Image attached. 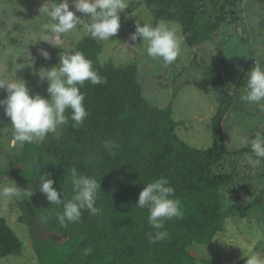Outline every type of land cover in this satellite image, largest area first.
Masks as SVG:
<instances>
[{
	"label": "trees",
	"instance_id": "obj_1",
	"mask_svg": "<svg viewBox=\"0 0 264 264\" xmlns=\"http://www.w3.org/2000/svg\"><path fill=\"white\" fill-rule=\"evenodd\" d=\"M138 2L155 19L178 22L184 42L191 46L209 41L228 16L244 24L236 0H208L215 6V16L203 22L196 20V5H204L206 0ZM73 48L72 53L81 51L107 81L99 85L85 81L80 88L89 112L80 130L72 129L69 120L68 125L60 126L59 136L49 133L38 144L25 143L20 154L8 155V167H0V175L11 177L25 190L19 196L16 220L28 227L38 264H197L189 249L193 244L212 245L227 218L249 216L253 208L264 210V194L257 191L264 189L255 185L264 182V159L256 168L260 171L256 178L251 177L249 161L248 166L240 167L230 160L257 159L250 145L236 151L229 147L224 126L231 110L230 95H218L210 117L212 144L195 148L175 133L179 122L172 119L170 105L148 103L135 63H101L102 44L90 35ZM193 84L208 92V78ZM105 140L119 146L113 155L103 147ZM229 160L232 169L226 168ZM72 167L100 181L95 204L100 212L91 215L83 210L79 222L61 227L55 212L62 209L49 204L37 183L40 175L50 173L53 187L70 199L73 193L66 178ZM161 176L173 187V198L181 202L183 215L165 222L162 231L168 232L167 240L149 243L148 233L153 229L148 211L135 206L144 185ZM39 230L45 234L38 235ZM51 234L55 237H48ZM21 247L22 240L0 216V257L19 254Z\"/></svg>",
	"mask_w": 264,
	"mask_h": 264
},
{
	"label": "rangeland",
	"instance_id": "obj_2",
	"mask_svg": "<svg viewBox=\"0 0 264 264\" xmlns=\"http://www.w3.org/2000/svg\"><path fill=\"white\" fill-rule=\"evenodd\" d=\"M138 1L127 0L128 9L120 13L117 34L110 37L109 41H100L102 49L98 56L99 61L103 63L111 60L118 66L135 63L139 69L137 78L142 84L144 97L153 106H171V117L179 122L175 133L189 146L206 148L212 144L210 117L217 106L219 94L232 97L231 110L224 126L232 151L242 148L237 147V137L246 136L251 140L257 134L264 135V101L256 104L243 99L247 72L255 66V62L264 68V1L236 0L244 24L234 20L233 15L228 16V21L212 34L209 41L194 46L183 42L177 59L168 66L162 60L147 56L142 37H138L136 41L130 40L137 21L141 20V26L144 21H161L155 19L146 6ZM54 2L55 0H49V3ZM41 3L42 0H0V76H6L9 80L15 77L23 80L30 94H39L50 99L48 83L41 80L38 73L41 69L59 66V56L72 53L75 43L87 35L84 24L88 22V17L84 13L76 12L82 19L77 30L63 34V41L53 46L43 41L45 36L51 34L42 28L47 22L46 18L38 16ZM214 7L208 0L204 5L197 3L196 20L203 22L214 18ZM70 10L75 11L71 2ZM167 22L174 23L181 29L178 22ZM124 44H135L139 48L131 49ZM40 49L49 53L48 59L40 54ZM26 52L31 53V60L27 59ZM203 78L209 79L208 92L193 84L194 80ZM6 96L7 92L0 89V99H5ZM10 126L11 121L0 106L2 169L10 164L8 155H18L22 149L18 144L12 145ZM53 134L59 136L60 127ZM236 159L231 157L230 160L240 167L247 165L249 161V157H241V163L234 161ZM230 160L226 163L227 169L233 168L231 165L229 167ZM20 166L18 163L17 167ZM257 167L260 166L249 168L252 178H256L260 172L256 170ZM11 181L14 182L11 177L0 175V185H9ZM255 185L264 189V182L257 181ZM257 191L264 194V191ZM19 200L20 197L7 203L0 201V216L5 217L22 240L20 253L1 256L0 264H38L28 227L16 220ZM37 234L45 233L39 230ZM189 249L197 257V264H207L213 259L218 264H236L239 260L246 264L248 255L258 254L264 257V210L253 208L249 216L227 218L223 230L215 235L212 245L195 243Z\"/></svg>",
	"mask_w": 264,
	"mask_h": 264
},
{
	"label": "clouds",
	"instance_id": "obj_3",
	"mask_svg": "<svg viewBox=\"0 0 264 264\" xmlns=\"http://www.w3.org/2000/svg\"><path fill=\"white\" fill-rule=\"evenodd\" d=\"M70 2L75 11L70 10ZM128 9L127 0H61L49 3L42 0L39 8L40 17L46 18L42 25L45 32L43 41L57 46L63 34L77 30L81 18L76 12L86 14L88 22L84 24L85 34L98 41H109L120 28V13ZM141 20L135 24V32L130 34V40L136 41L142 37V44L146 45L145 52L152 59L162 60L165 66L172 64L178 57L184 37L178 25L167 21L155 23ZM53 34L55 36L53 37ZM128 48L138 49L135 44H124ZM40 54L49 58V53L40 49ZM26 57L31 60V53L26 52ZM59 66L51 69H41L38 73L43 81H47V92L50 99H45L39 94H30L26 82L20 79L9 80L0 76V89L7 92L5 99H0V106L4 108L5 115L11 121L13 146H23L25 143L40 142L49 133L57 131L58 127L73 123L72 129L80 130L89 112L84 106V94L80 88L85 81L92 85H99L107 81L100 77L93 69L92 61L87 59L81 51L60 55ZM247 86L243 99L250 103L261 104L264 101V68L255 62V66L247 72ZM69 112V115L65 113ZM237 147H248L257 159H250L249 164L256 167L264 159V135L257 134L254 139L246 136L237 137ZM103 147L109 155L119 146L112 140L103 141ZM66 182L71 184L73 195L65 198L63 193L54 187V180L50 173L39 176L37 186L44 194L50 205L58 206L62 211L55 212L56 219L61 227L69 223L79 222L83 210H88L91 215H97L100 209L95 206L98 194L101 192L100 181L78 172L76 167L70 169ZM25 191L11 181L9 185H0V201L7 203L18 198ZM29 196L32 194L28 191ZM63 195V199H61ZM174 189L168 179L161 176L144 185L139 193L136 208L147 209L148 224L153 232L148 233L149 243H156L168 239V232L162 231L166 221L181 218L182 205L174 199ZM246 264H264V257L258 254L246 256Z\"/></svg>",
	"mask_w": 264,
	"mask_h": 264
},
{
	"label": "water",
	"instance_id": "obj_4",
	"mask_svg": "<svg viewBox=\"0 0 264 264\" xmlns=\"http://www.w3.org/2000/svg\"><path fill=\"white\" fill-rule=\"evenodd\" d=\"M54 36H55V34H53V37H54ZM61 41H63V40L61 39ZM61 41H60V42H61ZM53 43H55V41H53ZM53 43H51V44H53Z\"/></svg>",
	"mask_w": 264,
	"mask_h": 264
}]
</instances>
